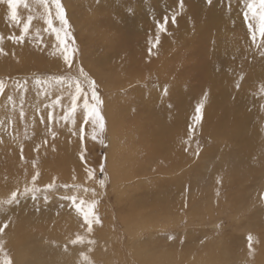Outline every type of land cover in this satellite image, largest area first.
I'll use <instances>...</instances> for the list:
<instances>
[{
	"label": "rangeland",
	"instance_id": "obj_1",
	"mask_svg": "<svg viewBox=\"0 0 264 264\" xmlns=\"http://www.w3.org/2000/svg\"><path fill=\"white\" fill-rule=\"evenodd\" d=\"M29 1L31 3L30 8L38 10L43 16L45 15L43 7L37 5L35 0ZM84 1L86 3H91L93 0ZM167 1L168 3L162 8L155 6L153 0H149L148 3L139 1L134 3L132 0L129 2L136 13L138 7H141L142 12L147 9H152L153 12L163 14L164 9L170 5L171 0ZM216 1L217 0H211V3H209L208 0H205L203 6L210 8L214 7ZM60 3L65 10L66 19L68 20L69 27L67 31L71 33V37L66 40V45L70 51L72 67L69 68L65 64L63 56L61 55L62 50L58 47L55 33L47 29V25H45V30L49 36L43 44H47L45 50L51 48V53L43 52L44 49L36 48L38 51L47 55H42L43 58L40 60L38 59L37 62H35L36 57L34 56L32 60L36 64V69L25 77L20 75L18 67L15 68L14 66L8 68L7 71L10 72L9 76L7 74H0V83L3 84V87L8 81H14L16 83V90L19 91L20 85H31L37 80L44 81L47 87L45 88L44 85L41 86V90L37 93L40 100H44L47 97L48 94L46 89L54 86L57 90L65 93L70 101L69 105L61 110L41 106L44 114L50 121L41 120L39 122L38 126L41 130L39 140L47 141L49 133L53 132L57 136V139L64 140L66 144H68L70 150H68L65 155L55 156L53 154H48L44 157L45 160H47V164L53 167V176L39 171L40 175L36 181V186L42 189V191L35 194L36 198H33L31 194L19 197L16 203L18 206L17 211L11 215L16 216L17 219H23L25 222L32 220L35 213H38L44 218V221L50 222L51 224H54L55 218L62 219V221L58 224L56 232H49L47 234L41 232L39 236H28L23 246H16V249L22 248L23 252H26L25 254L33 253L34 256L36 255L35 258L31 254L28 256L26 255L24 258L25 261L22 260V263L149 264L154 259L165 261L167 257L174 256L177 253V248H170V246L166 245L177 243L178 246L182 245L189 248H194L193 246L199 247L206 238L211 237L210 239L214 241V238H212L214 236L210 234L219 231L234 237L232 248H230L232 251V258L235 259L234 256H236V259L240 258L243 255L241 252H244L246 254V260L249 264H253L254 262H252V260L254 256L261 255L257 249L251 250L250 252L249 240L247 238L249 237L248 231L253 228L254 224H257V227H259L258 231H256L257 235H264V220H259V218L264 216V203L262 201L260 203L252 201L253 197L261 192V187L264 184V170L253 179L245 181L242 185L232 184L227 187L222 186L220 178L223 171H228L227 168L233 165L234 160H237L238 157H242L243 155L237 152L238 150L235 145L222 139L224 133H220L219 135L221 136L218 135L219 137H216L217 140H219L216 142H212L205 136H201L200 157L199 162H197L198 168L195 175L196 181L199 183V187H201L202 190L189 187L190 189L181 191L182 195L189 197V199L199 196V219L193 217L196 214L195 208L190 207V205H192L191 203L188 204L189 208L187 205L185 210H174L170 213L164 212L161 214L154 212L155 207L162 206L161 200H165L167 195L172 198V201L168 202V204L174 203L173 194L170 193L175 192V187H168L165 185L169 180L162 176L166 171L164 167L158 166L160 174L158 177H155L154 172L156 168L154 167H149V169H146L147 171L141 170V164L144 169L146 164L149 166L150 162H152L145 160L147 149V138L145 134L150 125V119L144 116H134L136 111L133 110L132 115L124 118L122 121L118 122L117 125L112 126L111 129L107 125L105 116L115 96V90H111L105 85L106 75L102 70L103 65L99 66L93 64L91 61V47H101V40L99 37L102 34H100V32L111 35L113 31H109L101 25H95V31L91 35H88L89 33H86L81 26L82 22H85L87 19L86 17H88L86 16L88 12L85 11L83 0H60ZM185 4H187L185 0L183 1V7H181V3H176V8L180 13H183L187 9L184 8ZM188 4L196 3L193 0H188ZM226 4L228 3L222 6ZM92 8L95 9V7ZM50 10L54 26L57 29L62 28L63 26L55 19V5H51ZM71 10H73L74 15L71 14ZM225 11L227 13L225 17V27L229 26L231 32L228 34L226 30L224 32H222L221 29L218 30L220 34L213 42L209 40L208 35L201 34V22L199 21L191 27H177L183 28V30L187 32L183 35V37L186 38L183 53L190 55V59L186 64L189 66L193 65L192 56L197 53L198 47H203V42L209 47H203L202 56L207 55V53L211 51L222 52L225 48L227 51L236 54L234 47L238 46L241 51L240 55L244 54L246 56L250 66L246 65L243 60H239L234 64L237 67V71L233 74L234 78L230 95L233 99L241 97L246 92L257 95L260 93L261 87L245 83V76L248 75L243 72H255L254 70L258 69L261 63H264V39L257 33L256 40L255 42L253 41L252 34L248 27V23L251 19L245 23L244 27L238 24L241 20L242 13L245 11V8H241L239 0L234 4L226 5ZM185 18L187 23H190L192 20L189 15H186ZM11 22L23 24L21 21L11 20ZM37 22L38 20L34 18L30 26L37 25ZM173 28L174 27H171L169 31L164 32V36L171 39ZM21 35L22 33L17 36L20 37ZM179 36L178 32H176L173 39L177 42ZM25 38L24 35V39ZM73 48L76 50L75 52H71ZM175 51L176 50H174V52ZM115 59H111V61ZM31 62L29 58L28 61L25 62V65L29 66ZM165 62L166 59L163 55H159V65ZM228 64L229 62L227 60L224 65ZM47 65L51 67L47 68ZM81 68L88 77L95 81V90L103 101L100 106V114L104 121V129L102 132L99 129V125L92 124L90 120L85 123L83 96L77 102L78 107L74 115L75 122L73 123L72 119L66 120L64 118L70 111L71 96L75 90L76 80L82 82L89 103H95L91 100V90L89 89L87 79L80 74L79 69ZM113 71L110 74L111 76ZM200 73L205 74L206 68H202ZM228 73H230L229 69L226 73L223 72V75L225 76ZM241 77H243V79H241ZM57 78H63L64 83H57ZM109 81L110 80H107V82ZM191 83L193 85L192 93L188 94L186 91L185 98L190 102L192 95L196 91L199 95H202L200 98L201 102H203V106L208 105L210 100L203 94L201 79L199 78L197 82L192 81ZM136 86L137 84L132 86L130 91L138 95ZM144 86H151L150 90L144 89L146 95L157 93V77L149 75ZM242 90L243 92L240 93ZM0 97H3V94H1ZM29 98L30 96L27 93H19V96L13 94L15 102L12 103L16 104L9 107V113L16 118L26 119V117L33 113V108H23L20 105H26ZM135 102L132 105H134ZM228 103L229 105H227V107H229V109L233 111L235 117L239 119L241 111L237 110V104H235L234 101H229ZM249 104L253 105L250 108L251 110L256 108V105L253 103ZM242 108H245V105L242 106ZM184 112L192 118L191 122L194 123L196 115L195 108L187 106ZM56 113V119L58 118V120L54 118ZM119 115V112H115L113 119L118 120ZM256 121H259L258 125L260 126V130L264 133V122L261 121L257 115L253 114L247 122L253 125ZM252 125L243 123V126L246 128H250ZM81 129H83V131H81ZM94 133L97 136L96 140L92 139ZM29 134L32 137L35 136L34 133ZM30 139V136L24 139L21 131L14 129L4 142L10 145L21 144L23 147H26ZM101 140L103 143L100 142ZM205 150H209L207 158L201 157ZM43 165L42 160L35 162V166L34 162L29 165L30 173L21 174V180L14 179L7 188L0 189V200L8 199L11 195L9 192L11 191L19 190L23 192L25 186H32V175L37 172V167H42ZM87 169H92L94 171L93 178H89ZM137 169L140 171L136 172ZM32 171L36 172L31 174ZM73 177H75V179H73ZM53 181H55L56 187L50 192H44V187ZM100 181H103V186H101ZM65 185L67 187H64ZM238 191L241 192V196L244 197L243 201L233 203V197H236V193H239ZM93 193H95V195H93ZM71 195H76L86 200L96 199L99 201L96 212L100 218L101 224H93L91 233L87 232V226L84 224L83 218L76 214L71 201L65 198ZM245 201H247L245 205L249 206V212L233 217L232 214H234ZM166 205L167 204H165V206ZM7 207L0 210V221L5 219ZM30 209L31 211L34 210V212L32 213ZM258 211H260V214ZM252 214H255L254 217H258L259 223L253 224L254 220L249 219L248 215ZM123 220L129 223L131 229L127 230L128 227L122 224ZM152 220L155 222L156 226L160 225L156 229L169 226V229L164 233L175 231L176 229L177 238H166L167 236L165 234L163 238L166 239H161L163 245L154 244L153 241L156 240L157 237H150L151 232L148 230L153 226L151 223ZM210 220L214 221L211 225L208 224ZM176 221L177 224L173 226V223ZM202 222L204 223L200 224ZM135 223L137 225H134ZM67 225L76 227V230L75 228L67 230ZM24 227L27 229L28 226L26 223ZM138 229L139 231L136 232L137 238L140 237V240H143L144 242H142L145 243L147 247L143 249L137 247L142 255L135 254L138 256V258H136L132 250L126 248V243L127 235L134 234V231ZM190 231H200L204 232V234H201L202 236L199 235L200 237L197 236L196 240L192 241L194 243L185 239L180 240L185 233L190 234ZM29 232V230L24 231L25 234ZM46 235L53 236L46 238ZM77 236L83 237V242L73 244L72 241L75 240ZM4 238H6V236H4L3 233L0 234V264H4L6 260L10 261L11 264H16L14 252L10 247H6L4 246L5 244H3ZM225 238L224 236L218 238L221 239V245L226 243ZM239 238L241 241H239ZM260 239L261 238H258V241H260Z\"/></svg>",
	"mask_w": 264,
	"mask_h": 264
},
{
	"label": "bare ground",
	"instance_id": "obj_2",
	"mask_svg": "<svg viewBox=\"0 0 264 264\" xmlns=\"http://www.w3.org/2000/svg\"><path fill=\"white\" fill-rule=\"evenodd\" d=\"M129 1L93 0L91 3H86L83 0L85 11L88 12L86 13V16H88L86 21L81 24L83 30L89 33L88 35H91L95 31V25H101L109 31H113L111 35L100 32L102 34L99 37L101 47L92 46L90 51L92 63L99 66L103 65L102 70L106 75V87L115 90V96L105 116L107 125L112 129V126L132 115L133 110L136 111L134 116H144L150 119V125L145 134L147 138L145 160L152 162H150L149 166L146 164L144 169L141 164V170L147 171L146 169H149V167H154L156 168L155 177H158L160 176L158 166H162L166 169L162 176L169 180L165 185L175 187V192L170 193L173 194L174 203L168 204V202L172 201V198L167 195L165 200H161L162 206L155 207L154 212L161 214L164 212L170 213L174 210H185L187 205L191 203L190 207L195 208L196 214L193 217L199 219V196L189 199V197L183 196L181 191H186L190 189L189 187L202 190L196 181L195 175L198 168L197 162H199L200 157L201 136L216 142L219 141L216 137L221 136L219 135L220 133H224L222 139L235 145L237 152L243 155L234 160L233 165L227 168L228 171H223L220 178L222 186L242 185L245 181L253 179L264 170V133L260 130L259 121L254 122L253 125L247 122L253 114L264 122V91H262L264 89V63H261L259 68L254 70L255 72H243L248 75L245 76L244 82L260 86V93L252 95L246 92L236 99H233L230 95L234 78L233 74L237 71V67L234 64L239 60H243L246 65L250 66L246 56L244 54L240 55L241 51L238 46L234 47L236 54L227 51L225 48L222 52L211 51L207 55L202 56L203 47H209L203 42V47H198L197 53L192 56L193 65L189 66L186 64L190 59V55L183 53L186 39L183 35L187 32L183 28L177 27H191L199 21L201 22V34L208 35L209 40L213 42L220 34L218 32L220 29L222 32L226 30L230 34L229 26L225 27V17L227 16L225 6L234 4L237 0H217L215 6L211 8L203 6L205 0H193L196 4H188V0H185L187 4L184 5V8L187 9L183 13H180L176 8V3H181V0H171L170 5L164 9L163 14L153 12L152 9L142 12L141 7H138L136 13ZM132 1L134 3L136 1L149 2V0ZM27 2L31 6L30 1L27 0ZM153 2L155 6L160 8L168 3L167 0H153ZM239 2L241 8H245V11L242 13L238 24L244 27L247 22L244 14L247 12L246 4L248 0H239ZM225 3L228 4L222 6ZM92 7H95V9ZM70 12L74 15L73 10ZM29 15L38 20L37 25L30 26V30L22 42L19 39H17V42L9 39V37L19 38L17 35L22 33L23 25L27 22ZM173 15L176 17L175 23H172ZM186 15L191 17L190 23L186 22ZM17 16L18 21L23 24L11 22V9L8 7L7 0H0V37L3 38L0 41V48H3L5 53L0 55V74L9 76L10 72L7 70L9 67L14 66L15 68L18 67L19 74L25 77L36 69L35 62L38 59H42V55H47L43 52L51 53V48L45 50L47 44L44 45L43 43L46 42L49 35L45 30L44 16L38 10L34 8L29 10L24 8L23 5H19L17 6ZM165 17L168 19L166 31L174 27L171 39L164 36L163 33L166 31H157L158 23L164 24ZM176 32L180 35L177 42L173 39ZM158 34L159 43H156ZM36 48L44 49V51L40 52ZM174 50L176 51L174 52ZM159 55H163L166 59V62L162 65L158 63ZM34 56L36 57L35 62L32 60ZM29 58L32 62L29 66H26L25 62ZM111 59L115 60L111 61ZM227 60L229 64L224 65ZM46 67L50 68L51 66L47 65ZM202 68H206L205 74L200 73ZM228 69L230 73L224 76L223 72L226 73ZM112 71L113 74L111 76ZM149 75L157 77L158 92L146 95L144 89L150 90L151 88V86H144ZM199 78L203 85V94L209 98L210 103L202 107L199 113L201 116L199 123L196 120L192 123V118L184 112V109L187 106L195 108L196 117L198 115L196 109L201 103L200 97L202 95L195 91L189 102L185 98V92L187 91L188 94L192 93L193 85L191 82H197ZM107 80L110 81L107 82ZM37 81H34L31 85H20L19 91L16 90L14 81H8L4 86L5 90L0 93V95L3 94V97H0V189L7 188L14 179L21 180V174L30 173L28 166L40 160H42L44 165L37 167V171H43L45 174L53 176V167L47 164V160L44 157L48 154L55 156L65 155L70 150L64 140L57 139L56 135L53 137V132L49 133L47 141L39 140L41 130L38 124L41 120H48L41 106L61 110L68 106L70 101L65 93L57 90L54 86L48 87L46 89L47 97L44 100H40L37 93L41 90V86L44 85L46 88L47 85H45L44 81H39V83ZM135 84L138 86H136L138 95L130 91V88ZM242 92L243 90L240 93ZM19 93H27L30 96L26 105H20L23 108H33V113L26 119L16 118L8 111L10 106L12 107L16 104L12 103L15 102L13 94L19 96ZM9 97H11V100ZM57 100L60 102L56 103ZM229 101H234L237 104V110L241 111L239 119L227 107ZM134 102L135 104L132 105ZM249 103L256 105V108L251 110L250 108L253 105ZM244 105L245 108H242ZM115 112L120 113L118 120L113 119ZM56 116L57 113L55 114V119ZM243 123L252 126L246 128ZM14 129L20 130L24 139H27L28 136L31 137L26 147L21 144L10 145L4 142ZM29 133H34L35 136L32 137ZM208 155L209 150H205L201 157L207 158ZM139 171L137 169L136 172ZM33 172L36 171H32L31 174ZM260 191L259 194H255L256 196L253 197L252 201L259 203L262 201L264 203V184ZM12 192L9 193L11 194ZM241 195V192L236 193V197H233V203L242 202L244 197ZM246 202L241 204L237 211L232 214L233 217L249 212L250 209L249 206L245 205ZM165 204L167 205L165 206ZM17 208L16 203L7 207L6 217L0 221V227L7 224L3 232V235L6 236L3 244L6 247H10L14 252L15 263L23 264L22 260L25 261L26 255L31 254L34 258L36 255L34 256L33 253L25 254L26 252L24 253L22 248L16 249V246H23L28 236H39L41 232L43 234L44 232L45 234L56 232L62 219L55 218L54 224H51L44 221V218L38 213H35L32 220L25 222L23 219H17L16 216H11L12 213L17 211ZM31 212L33 213L34 210ZM258 213L260 214V211ZM248 216L249 219L254 220L253 224L259 223L258 217H254L255 214ZM259 220H264V216L259 218ZM210 221H208V224L214 223V221ZM25 223L28 226L27 229L24 227ZM151 223L153 226L148 230L151 232L150 237H157L153 241L154 244L161 246L163 245L161 239L177 238L176 229L175 231L164 233L169 229V226L156 229L160 225L156 226L153 220ZM122 224L128 227L127 230L131 229L126 220H123ZM176 224L177 221L173 223V226ZM134 225L137 224L135 223ZM73 228L76 230L74 226H66L67 230H72ZM258 228L257 224H254L253 228L247 233L248 236L251 235L254 238L251 250L257 249L261 255L254 256L253 264H264V235H257L256 231H258ZM25 230L30 232L25 234ZM138 231L139 229L135 230L134 234L127 235L126 248L131 249L134 255L141 254L137 247L142 249L147 247L143 243L144 241L140 240V237L137 238L136 232ZM165 234L167 237L163 238ZM201 234H204V232L190 231V234L185 233L183 235L184 238L181 237L180 240L185 239L194 243L192 241L196 240V237ZM210 235L214 236L212 237L214 241L210 239L211 237L206 238L199 247L193 245L194 248L182 245L180 247L177 243L166 245L170 246V248H177V253L174 256L167 257L165 261L154 259L149 264H249L244 252H241L244 256L242 255L237 259L234 256L236 260L232 258L230 249L234 242L232 235L219 231ZM49 236L53 235H46L45 237ZM222 236L226 237V243L223 245H221V239H218ZM258 238H261L260 241H258ZM135 256L138 258L137 255Z\"/></svg>",
	"mask_w": 264,
	"mask_h": 264
},
{
	"label": "snow or ice",
	"instance_id": "obj_3",
	"mask_svg": "<svg viewBox=\"0 0 264 264\" xmlns=\"http://www.w3.org/2000/svg\"><path fill=\"white\" fill-rule=\"evenodd\" d=\"M36 4L40 7H43L45 10L44 15V23L47 25V29L51 30L53 33H55L56 40L58 42V47L62 50L61 55L63 56L65 64L71 68L72 67V60L70 51L66 45V40L71 37V33L67 31L69 24L68 20L66 19L65 10L60 3V0H35ZM209 3H211V0H208ZM8 7L11 9V20L12 21H18L17 16V6L23 5L24 8H27L30 10V5L27 2V0H7ZM55 5L56 14L55 19L59 21V23L63 26L60 29H57L54 26L53 23V17L51 14L50 6ZM181 7H183V0H181ZM247 12H245V20L249 21V17L251 18V21L248 23L249 31L252 34V39L255 42L257 33L259 36L264 39V0H248L247 4ZM34 17L32 15H29L27 17V22L24 23L22 28V35L17 37H9V39L13 40L14 42H17V39H19L20 42L23 41L24 35H26L30 30V25L33 21ZM168 22L167 17L164 19V24L158 23V32L166 31V24ZM176 22L175 15L172 16V23ZM63 33V35H62ZM2 37H0V41H2ZM156 43H159V34L157 35ZM155 47V45H153ZM76 50L73 48L71 49V52H75ZM5 54L3 51V48H0V55ZM81 76H84L85 79H87L89 89L91 90V100L94 101V104H90L89 100L87 98V93H85L83 84L80 80L75 81V90L74 93L71 96V106L70 111L68 114L64 117L66 120L72 119L73 123L74 115L76 112V109L78 107V101L83 96V112H84V120L85 123L90 122L94 125H99V129L102 132L104 129V121L103 117L100 114V106L102 105L103 101L100 99L99 95L96 92V84L95 81L92 80L90 77L87 76V74L84 72V70L81 68L79 69ZM243 79V77H241ZM39 83V81H37ZM57 83H64L63 78H57ZM238 87V86H237ZM4 87L3 84L0 83V93H3ZM264 91V89H262ZM11 100V97H9ZM206 99V97H205ZM60 101L57 100L56 103H59ZM203 107V102L197 107L196 111L198 115L195 117V120L197 123H199L201 116L199 113L201 112V109ZM51 118V117H49ZM83 131V129H81ZM55 134L53 133V137ZM92 139L96 140L97 136L94 133L92 135ZM103 143V141H100ZM83 159V157H82ZM35 166V162H34ZM102 170V167H101ZM89 178H93L94 171L92 169H87ZM40 173L37 171L31 180L32 186H25L23 192H20L19 190L13 191L10 195V197L6 200H0V210L5 209L7 206H11L14 203L18 202L19 197L27 196L29 194L32 195L33 198H36L35 194L42 191L39 187L36 186V181L39 178ZM75 179V177H73ZM101 186H103V181H100ZM56 187L55 181L52 183L46 185L43 189L44 192H50ZM64 187H67L66 185ZM95 195V193H93ZM66 199H69L71 201L72 207L74 208L76 214L83 218L84 224L87 226V232L91 233L93 230V224H101L100 218L96 212L97 206L99 204V201L96 199L86 200L76 195H71L68 197H65ZM7 227V224H5L3 227H0V234L4 232V229ZM249 240V249L251 252L252 249V243L254 238L250 235L248 237ZM83 237L77 236L75 240L72 241L73 244L76 243H82ZM4 264H11L10 261L6 260Z\"/></svg>",
	"mask_w": 264,
	"mask_h": 264
}]
</instances>
